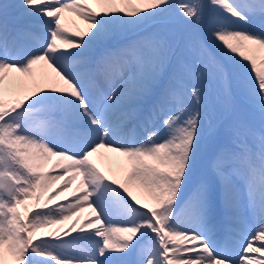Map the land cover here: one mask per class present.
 I'll return each mask as SVG.
<instances>
[{
    "label": "snow or ice",
    "instance_id": "6c2138e0",
    "mask_svg": "<svg viewBox=\"0 0 264 264\" xmlns=\"http://www.w3.org/2000/svg\"><path fill=\"white\" fill-rule=\"evenodd\" d=\"M173 9L186 32L147 31L90 68L93 49L164 23ZM65 13L88 28L70 36ZM173 62L179 73L165 85ZM38 65L50 70L40 82ZM193 69L214 85L215 100L185 86ZM96 73L123 80L119 99L103 96L102 109L85 83ZM146 97L154 103L142 119ZM102 150L126 158L125 182L93 163ZM205 152L213 175L188 195ZM77 178L73 197L53 205ZM86 207L94 219L45 231ZM221 213L234 225L225 245L208 235ZM133 256L135 264H264V0H0V264H132Z\"/></svg>",
    "mask_w": 264,
    "mask_h": 264
},
{
    "label": "bare ground",
    "instance_id": "6f19581e",
    "mask_svg": "<svg viewBox=\"0 0 264 264\" xmlns=\"http://www.w3.org/2000/svg\"><path fill=\"white\" fill-rule=\"evenodd\" d=\"M3 2H12V0H3ZM15 2H19V0H15ZM174 2L179 3L181 0H174ZM205 3H207V0H205ZM90 6L93 8L94 11L100 12L101 9L97 7L94 4H90ZM179 9H173V15L169 18H166L164 23L157 24L155 27H149L147 30L140 31L138 33H129L126 36H119L116 38V40L106 43L102 46H98L97 48L93 49V51L90 53V58L92 60V64L90 65V68L95 73L97 68V62L100 60V57L106 53H112L115 52L117 49L124 47L128 44V41L139 39L140 36L145 35L147 31H158L165 34H172V33H181L186 32V26L183 24L182 19L178 16ZM208 15L210 17H215L218 21L223 22L224 21V14L218 12L217 10L213 8L208 9ZM175 16V18H174ZM47 19V18H44ZM235 19V18H231ZM13 22H16L15 19V13L10 12L9 14V24L10 27H18L19 25H12ZM62 23L65 25V27L68 29V34L71 36L72 33H76L79 31H84L88 28V25L85 21L81 20L79 17L73 15L72 13H65V20L62 21ZM230 27H243L242 24H229ZM250 31H258V28H254L252 26L249 27ZM94 31V30H93ZM73 39H79L78 36H72ZM87 38V37H85ZM70 51H75V49H70ZM43 72H50L49 69H46V67L36 66V80L37 82L41 81L42 73ZM179 73V69L176 67L175 62H173V66L168 70L167 74L164 77L163 83L166 85L169 80L172 79L173 76H176ZM120 81V77H115L113 79H105L100 74L96 73L93 75L90 79L86 78L85 83L88 85L89 95H91L94 99L99 102L97 104L98 109L103 108V103L100 102L102 96H111L113 93H117V99H119V93L122 91L123 82H121L118 86H116V89L113 90V86ZM185 86H192L196 85L199 87L205 88L208 92L210 97L216 95V90L213 89L214 87L212 83L207 79V77L201 78L199 75V72L193 69V71L190 74H186L184 76L183 80ZM154 103V97H146L144 98L140 103L139 107L142 109V119L144 116L147 115L149 109L152 107ZM129 103L125 101L120 109L119 112L127 111L129 108ZM163 119V116L160 117V120ZM160 121H157L156 126L159 127ZM131 127V125H129ZM144 129L143 126H138L136 135L133 137L134 139L141 136V130ZM207 153V152H205ZM209 157V155H207ZM56 158H53L52 163L47 165L46 171H49L52 169L53 164L55 163ZM93 163L96 165L97 168L100 169L102 173L109 176L111 179H116L119 182H125L127 172L129 169V165L127 164L126 158L119 156L116 153L111 152H102L100 154H97L96 156L92 157ZM201 162V168L207 169V164L204 161L198 162V164ZM198 164L196 167L195 175L198 172ZM211 167V164H209ZM208 170V169H207ZM56 171H60V169H57ZM49 174H52L49 172ZM213 175V174H212ZM63 185V181H57V183L53 186V188H59ZM80 185L79 181L73 182L71 187L62 195V198H68L70 199L73 197V193L76 192L77 187ZM134 193V195L137 196L138 199H140L144 203H149L146 193L143 192L139 187L132 186L131 189ZM94 214L92 213L91 208H85L82 212H80L77 216L74 217L72 224L75 220L79 219L81 223L86 222L89 219H94ZM114 223L119 224L120 221L116 218L113 219ZM234 225L232 224L231 220H229L227 217L224 216H218L211 220L208 224V235L210 238H212L215 242L225 245L229 243V237H230V229ZM77 228H79V225H77ZM212 229H218L220 230V233L218 235H212L210 231ZM78 234L79 232L76 231ZM135 243V241H133ZM232 251H235L236 253L239 252L238 248H232ZM254 255V254H250ZM137 257L133 256L131 258L132 264H135Z\"/></svg>",
    "mask_w": 264,
    "mask_h": 264
},
{
    "label": "rangeland",
    "instance_id": "374dc122",
    "mask_svg": "<svg viewBox=\"0 0 264 264\" xmlns=\"http://www.w3.org/2000/svg\"><path fill=\"white\" fill-rule=\"evenodd\" d=\"M174 18H175V16H174ZM121 82H123V80L120 78L119 84ZM116 86H117L116 84L113 86V90L116 89ZM212 88L215 89V87H212ZM215 96L212 97L213 100H215ZM241 107L243 108V115L245 116V118H250V111H249L247 105L242 104ZM230 122H231L230 120H226L225 121V124H228ZM254 123L258 127L259 121L258 120H254ZM148 127L151 128L152 126L151 125H148ZM144 136H145V132H144V129H142L141 130V136H139L138 138H136V140L137 141H140V140H142L144 138ZM207 155H209V154L208 153L202 154L201 161H204L207 164V169L208 170L206 168H201V162L198 164L199 169H198L197 174L194 175L192 185L187 190L188 191V195H191L193 189L196 187V185L201 180L212 177V170H211V167L209 166V164H210V156L208 157ZM71 175H75V173H72ZM77 180H78V178L75 181H77ZM79 181L81 182V179L80 178H79ZM77 194H79V193H77ZM67 200H68V198H62V196H61L58 200L53 201V205L60 204V203H66ZM222 215L223 216H226L225 214H222ZM73 219H74V217H73ZM73 219L72 220L65 221L63 224L54 225L52 228L47 229L45 231L46 232H56L57 235H61L62 234V231H66V230H68L71 227ZM252 227H254V225H250L249 231H251V228ZM77 235H79L77 232H72L70 236H66L64 238L67 239V240H71L72 237L77 236ZM233 253L234 254H238L235 251H233ZM254 255H257L258 256L259 254H254Z\"/></svg>",
    "mask_w": 264,
    "mask_h": 264
}]
</instances>
